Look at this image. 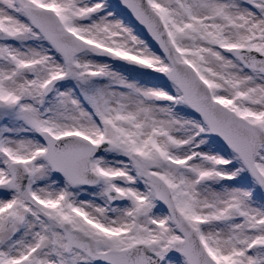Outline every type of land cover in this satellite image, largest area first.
Instances as JSON below:
<instances>
[{
	"label": "snow or ice",
	"instance_id": "6c2138e0",
	"mask_svg": "<svg viewBox=\"0 0 264 264\" xmlns=\"http://www.w3.org/2000/svg\"><path fill=\"white\" fill-rule=\"evenodd\" d=\"M0 264H264V0H0Z\"/></svg>",
	"mask_w": 264,
	"mask_h": 264
}]
</instances>
